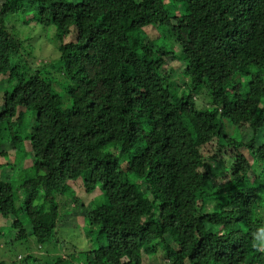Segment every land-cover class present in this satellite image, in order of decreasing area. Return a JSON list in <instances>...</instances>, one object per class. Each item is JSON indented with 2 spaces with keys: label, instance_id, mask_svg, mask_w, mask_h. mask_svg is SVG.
Listing matches in <instances>:
<instances>
[{
  "label": "clouds",
  "instance_id": "clouds-1",
  "mask_svg": "<svg viewBox=\"0 0 264 264\" xmlns=\"http://www.w3.org/2000/svg\"><path fill=\"white\" fill-rule=\"evenodd\" d=\"M0 264H264V0H0Z\"/></svg>",
  "mask_w": 264,
  "mask_h": 264
},
{
  "label": "trees",
  "instance_id": "trees-1",
  "mask_svg": "<svg viewBox=\"0 0 264 264\" xmlns=\"http://www.w3.org/2000/svg\"><path fill=\"white\" fill-rule=\"evenodd\" d=\"M14 94V93H13ZM199 196V193H197V197Z\"/></svg>",
  "mask_w": 264,
  "mask_h": 264
}]
</instances>
